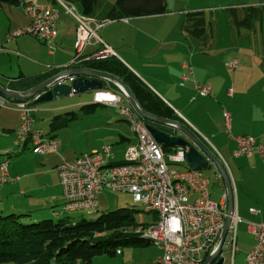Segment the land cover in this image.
<instances>
[{
	"label": "crops",
	"instance_id": "crops-1",
	"mask_svg": "<svg viewBox=\"0 0 264 264\" xmlns=\"http://www.w3.org/2000/svg\"><path fill=\"white\" fill-rule=\"evenodd\" d=\"M165 1L167 2L166 10L158 15L112 17L109 15V11L115 1L101 16L91 14L93 6L88 13L80 15L89 19L90 26L95 30L96 35L113 50V56L144 84L150 85L148 87L173 109L180 120L178 122L191 130L209 151L218 154L217 156L212 152L226 169L234 192V213L238 219L236 222V245L241 243L243 250L246 251L245 254H247L254 241L247 224L264 222V157L256 150L250 156L233 155L236 147L233 137L250 135L255 139L256 144L264 147V17L255 15L249 24L240 21L245 13H248L247 8L250 6H255L258 9L264 7V0H258L261 2L230 0L229 4L225 5L228 27L225 32L218 34L220 37L212 36V24L205 19L204 8L195 6L192 10H184L185 16L180 9L176 15V21H173L171 17L174 14L167 9L169 2ZM38 2L53 8H56L54 5L58 4L56 0H38ZM5 4V7H1V9L2 14L6 15L4 20H0L1 85L7 87L11 79H18L21 75H45L47 78L71 64L75 57L74 42L77 27V21L74 18L67 14L71 17L69 19L65 12L59 10L60 14L56 22L57 35L49 43L42 42L29 34V36L23 34L8 40L7 34L25 27L30 22V18L23 12L22 0H19L18 5L6 2ZM19 6L22 10H18ZM191 12H202V17L206 21V28L202 36L195 37L187 34V14ZM172 45L176 47L177 51L172 52ZM100 48L101 45L96 41V38L91 37L83 54H94ZM14 49L24 51L27 56H22ZM231 59L237 60L235 67L227 65ZM187 61L191 64V73L185 80H180V75L188 69L184 66ZM5 62L12 64L10 73L2 69ZM219 63L224 66H218ZM81 64L73 66L90 68ZM194 82L209 85L210 95L200 96L194 87ZM102 83L100 89L67 95L63 99L65 103L59 108L95 104L93 112L86 113L87 115L95 114V117L86 119L88 118L86 116L83 118V129L94 134L95 141L83 151L91 152L94 149H100L103 145H111L113 153L111 162H119L123 159L126 147L129 144H134L136 139L129 121L120 113L119 107L94 100V94L97 91L102 89L115 91L118 87L111 80L103 79ZM119 90L122 89L119 88ZM37 95L25 100L11 98H7V100H27L32 103ZM0 96L2 95L0 94ZM89 96L90 98H88ZM4 98L6 99V97ZM125 103L123 102V104ZM99 104L108 108L102 109L98 107ZM32 106L35 107L32 112L33 121L36 113H47L59 109L55 108L57 106L37 109L33 103ZM0 109H4L0 121L7 118L4 124L7 123L8 127L12 129L13 139L16 141L15 131L21 123L20 113L16 109L6 107H0ZM222 110L228 112L230 116L228 122L225 120ZM33 121L32 129L41 130L49 142L55 145V148L50 147L43 153H35L32 151L33 144L29 140L21 143H15L13 140L14 145L17 146L16 151L20 153L16 160H21L24 163H13V175L11 173L10 175L17 176L18 181H16L19 186L26 188V190H20V193L29 192L34 198L41 199L36 195L37 191L51 189L52 191L45 197L47 202L59 197L62 199L56 167L63 161L74 159L79 154L71 158L64 157L62 152L66 151L65 146L63 140H59V137L56 136L55 130H51V126H49L53 133H45L41 128H35ZM163 126L166 127L165 132L178 134L177 130L172 127ZM161 146H166L169 150L178 148L171 145ZM117 155L121 156L120 160L116 159ZM209 165L215 168L220 182L219 187L212 194L209 193V196L210 199L212 197L219 203L222 201V193L226 192V189L214 164L209 161ZM187 166L189 167L188 163ZM34 180L37 181V184L33 182ZM191 196L194 197L192 193ZM252 209H256L258 212L252 213ZM32 217L35 219L34 216ZM237 232H240V238H237ZM127 247L135 248L130 249L129 257L123 255L121 247L116 250V254L113 256H121L118 259L122 264L126 259L131 260L134 257L137 261L142 258V261L153 264V259L161 254V249L151 242L142 246ZM223 248H225L224 243ZM137 249L142 250L140 255H133ZM102 256L108 257V255ZM101 263L109 264L107 261Z\"/></svg>",
	"mask_w": 264,
	"mask_h": 264
},
{
	"label": "built area",
	"instance_id": "built-area-1",
	"mask_svg": "<svg viewBox=\"0 0 264 264\" xmlns=\"http://www.w3.org/2000/svg\"><path fill=\"white\" fill-rule=\"evenodd\" d=\"M23 12L30 18V22L23 28L10 31L7 39H13L23 34H29L42 42L49 43L56 35V22L60 11L39 4L38 0H22ZM63 9L77 21L74 47L76 49V62L92 59H102L112 55L113 50L96 35L90 26L89 19L80 15L70 0H56ZM103 24V23H99ZM96 38L101 48L94 54L84 55L85 47L90 38ZM228 66L235 67L236 59H231ZM185 67L191 72L190 62ZM182 80L187 78L183 75ZM194 87L200 96L210 95L209 85L194 82ZM109 100V105L119 107L120 111L130 113L133 118L132 131L136 142L129 144L123 159L111 162L113 158L112 146L103 145L99 150L82 153L71 160L60 163L57 167L61 195L64 207L85 206L97 207L98 195L104 189L127 192L133 200L152 207H160V214H156V221L149 225H140L137 234H145V239L161 249V254L153 259V264H206V257L214 252L219 240L224 219L226 216V192L222 193V201L215 202L210 199L208 180L203 177L200 170L187 166L186 148L178 147L171 151H164L155 141L146 127V123L139 117L126 100L125 93L97 91L94 98ZM123 102H126L123 104ZM121 104V105H119ZM0 107L16 109L20 113L21 123L15 131V143L29 140L33 146L32 151L43 153L48 148H55L45 136H40V130H31L33 121L32 112L35 107L31 101H8L0 96ZM225 120L229 121L227 111H222ZM228 131L229 124L227 123ZM236 147L233 155H247L256 150L264 157V147L255 143L250 135L235 136ZM125 156H139L144 160V170L125 164ZM183 164L184 170L170 171L169 164ZM18 177L11 176L8 160L0 162V184L16 181ZM193 194V200L190 195ZM252 213L258 210L252 209ZM179 217L182 231L172 233L169 230V219ZM235 213L231 216L224 247L235 253L236 222ZM248 230L253 236L251 249L245 256L246 264H264V222L248 223ZM136 236V235H135ZM177 240L180 243H177Z\"/></svg>",
	"mask_w": 264,
	"mask_h": 264
},
{
	"label": "trees",
	"instance_id": "trees-1",
	"mask_svg": "<svg viewBox=\"0 0 264 264\" xmlns=\"http://www.w3.org/2000/svg\"><path fill=\"white\" fill-rule=\"evenodd\" d=\"M73 1V0H71ZM84 13H88L96 0H78ZM165 0H115L109 15L112 17L148 16L164 13ZM240 21L249 24L255 15L264 17V7L247 8ZM206 21L202 12L187 14L186 31L191 36H202ZM86 67L117 76L130 90L140 108L151 115L180 121L173 109L162 101L146 84L132 73L120 60L110 56L97 61L82 63ZM45 75L22 76L11 79L6 88L24 91L45 80ZM48 78V77H47ZM95 104H85L87 113L93 112ZM150 123L166 131L162 124ZM55 130L54 121L50 123ZM168 152V147H162ZM7 183V182H6ZM4 184V183H3ZM0 209V264H93L96 256H114L123 246H142L150 243L146 239L132 235L137 225H149L153 222L137 223L136 218L124 209L102 212L94 219L81 218L69 221L67 218H33L30 212L14 213Z\"/></svg>",
	"mask_w": 264,
	"mask_h": 264
},
{
	"label": "rangeland",
	"instance_id": "rangeland-1",
	"mask_svg": "<svg viewBox=\"0 0 264 264\" xmlns=\"http://www.w3.org/2000/svg\"><path fill=\"white\" fill-rule=\"evenodd\" d=\"M115 0H96L93 3V11L91 12L92 15L101 16L108 6L112 4ZM169 2V7L167 9L171 10L173 12V21H176V15L178 14V10L183 11L184 10L195 8V6H199L204 8V17L212 24V36L213 37H220L218 34L225 32L228 25L227 22V7L226 4H229L228 2L230 0H167ZM255 1V0H250ZM70 2L75 6L77 12L79 14L84 13L83 7L81 3L78 0H73ZM257 2H261L258 1ZM167 4V2H166ZM261 4V3H258ZM5 2H0V20H4L5 15L2 13L1 7H5ZM55 9L60 10L63 12V9L58 4H55ZM18 10H22L19 7H17ZM67 15V14H66ZM70 19L71 17L67 15ZM66 16V17H67ZM185 16V15H184ZM183 17V16H182ZM179 18V17H178ZM166 20H169V18H166ZM4 24V23H3ZM188 34V33H187ZM29 36L28 34H26ZM190 35V34H188ZM191 36V35H190ZM175 46H171V49L174 51ZM16 52L21 54L22 56H27L24 51H20L18 49H14ZM112 55L106 56L110 57ZM76 59V49H75V57L73 58L71 64L64 69L76 67L73 66L74 64H81L79 62L75 61ZM104 59V58H102ZM99 60V59H98ZM91 61H97V59H92L88 61H83L84 63H88ZM189 62V61H187ZM4 67L2 68L5 72L10 73L12 64L9 62L4 63ZM218 66H224L223 64H218ZM14 67V66H13ZM81 67V66H79ZM83 68V67H82ZM227 68V67H226ZM90 69V68H89ZM60 71V70H59ZM58 72V71H57ZM191 72H189L188 69L184 71V74L180 75V80L183 75H189ZM179 85H181V82H179ZM150 86V85H148ZM117 87V86H116ZM153 88V87H152ZM103 91H109L114 93H120L119 88L115 89V91L110 90H101ZM156 93L160 96V94L156 91ZM66 97V96H64ZM64 97L56 98L48 103H42L36 105L37 109H40V107H50V106H57L55 108H59L60 106H63V99ZM90 98V96L88 97ZM222 98V96H221ZM121 105V104H119ZM100 108L105 109L108 108L104 105L99 104ZM222 107V105H221ZM223 109V108H222ZM2 111L4 109H0V116ZM223 111V110H222ZM86 110L79 107H61L59 109L53 110L52 112L47 113H36L33 121V126L35 128H41L45 133H53L50 131V123L51 121H54L56 124L55 131L56 136L59 137V140H63V144L65 146V150L63 151L64 157H74L76 155H81L82 153H86L89 151H83L88 145H91L95 141V135L90 134L86 132L83 129V118L88 116L86 119H90L92 117H95V114H86ZM2 118L0 117V120ZM5 121H7V118H5L3 121H0V162L2 160L7 159L8 165H9V171L12 174L13 169V163H24L23 161L19 160L17 161V157L20 156L19 151H16L17 146L14 145L13 140L15 141L13 132H11L12 129H10L8 124H4ZM99 150L94 149L92 151ZM213 152V151H212ZM214 153V152H213ZM215 154V153H214ZM78 155V156H79ZM121 155V154H119ZM215 155L218 156L216 153ZM77 157V156H76ZM117 160L121 159V156L116 157ZM183 164H169V170L170 171H181L184 170ZM203 177L206 178L210 185L208 186V191L210 194H212L218 187H219V181L216 174V170L213 166L209 165L206 169L201 170ZM18 181V180H17ZM12 182L14 184H10L9 182L0 184V209L3 208L6 211H11L16 214L18 213H25L30 212L32 216L37 218L38 220L41 218H53L54 220H59L61 218H67L69 221H77L81 218H87V219H94L102 212H106L108 210H116V209H124V212H127L128 214L134 216L136 218L137 223H147L151 222L153 220V212L147 211L144 206L139 202H134L132 196L127 192H117V191H111L104 189L101 193L98 195V207L97 211H93L92 213L87 212L86 210H66L64 207L63 200L59 197L56 199H52V201L47 202V199L45 197L48 195L51 189L46 190H40L37 191V196H39L41 199L34 198L33 195L29 192H25V194L20 193V190H26L24 187H20L18 182ZM37 184V181L34 180ZM60 184V183H59ZM10 185H14L13 187ZM193 197H190L189 201H192ZM212 200L218 202V200L211 197ZM44 202V203H42ZM29 204V205H27ZM4 211L5 213H7ZM153 222V221H152ZM138 226V225H137ZM135 228V227H134ZM240 232H237V238H240ZM238 250L234 255H232V252L228 249L223 248L221 253L219 254L221 257H223V263L224 264H246L245 263V250H243V246L241 243H238L236 245ZM148 247V246H145ZM123 251V255L125 257H129V251L130 249L135 248H128L127 246L121 247ZM142 250L137 249L135 252H133V255H140ZM110 257V258H109ZM121 256H96L93 261L94 264H100L102 261H107L109 264H122L121 260L118 259ZM120 260V261H118ZM13 264V263H11ZM102 264V263H101ZM124 264H150L147 261H142V258H140L138 261L134 257L131 260L126 259Z\"/></svg>",
	"mask_w": 264,
	"mask_h": 264
},
{
	"label": "water",
	"instance_id": "water-1",
	"mask_svg": "<svg viewBox=\"0 0 264 264\" xmlns=\"http://www.w3.org/2000/svg\"><path fill=\"white\" fill-rule=\"evenodd\" d=\"M0 2H6L11 5L19 4V0H0ZM103 79L113 81L119 88L123 90L127 101L140 117L152 123L167 125L177 130L178 134H171L156 128L150 123H146L147 129L157 143L161 145H171L186 148V161L189 167L194 170L206 169L209 166V161H211L216 167L226 189L227 208L218 243L214 252L210 253L206 257V264H224L223 257H221L219 254L222 251L231 216L234 213V192L232 188V182L222 163L184 124L176 120L161 118L144 112L136 102L130 90L117 76L89 68L71 67L62 69L34 87L24 91L12 90L0 84V94L6 98L25 100L36 96L39 93V95H37V97L32 100V103L37 105L50 102L54 98L100 89L103 85ZM50 264H53V261H51Z\"/></svg>",
	"mask_w": 264,
	"mask_h": 264
},
{
	"label": "bare ground",
	"instance_id": "bare-ground-1",
	"mask_svg": "<svg viewBox=\"0 0 264 264\" xmlns=\"http://www.w3.org/2000/svg\"><path fill=\"white\" fill-rule=\"evenodd\" d=\"M104 95H100V98H94V100L96 102H100V103H104L109 105V100L105 99V98H101ZM120 113L125 117V119H127L131 125V128L133 126V118L132 115L130 113H127L125 111H120ZM32 125V122H31ZM31 130H39V129H32ZM40 136H45L42 131L40 130ZM125 164H129L132 165L133 167L136 168V170H144V160L140 159L139 156H125ZM134 202H139L138 200H133ZM142 204V203H141ZM144 206V208L149 211V206L142 204ZM98 207V205H97ZM97 207H85V206H71V208H66V210H86L89 213H92L93 211H97ZM152 212H154L155 214H160V207H152ZM140 231V225L136 226L135 228H133L132 230V235H136L138 237H141L143 239H145V234H137ZM119 252V251H117Z\"/></svg>",
	"mask_w": 264,
	"mask_h": 264
},
{
	"label": "clouds",
	"instance_id": "clouds-1",
	"mask_svg": "<svg viewBox=\"0 0 264 264\" xmlns=\"http://www.w3.org/2000/svg\"><path fill=\"white\" fill-rule=\"evenodd\" d=\"M169 230H170L172 233L182 231L181 222H180L179 217H175V216H173V217H171V218L169 219ZM177 243H180V241L177 240Z\"/></svg>",
	"mask_w": 264,
	"mask_h": 264
}]
</instances>
